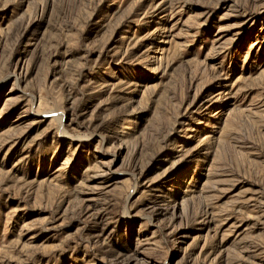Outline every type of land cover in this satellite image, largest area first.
Here are the masks:
<instances>
[{
  "label": "rangeland",
  "instance_id": "1",
  "mask_svg": "<svg viewBox=\"0 0 264 264\" xmlns=\"http://www.w3.org/2000/svg\"><path fill=\"white\" fill-rule=\"evenodd\" d=\"M0 264H264V0H0Z\"/></svg>",
  "mask_w": 264,
  "mask_h": 264
}]
</instances>
